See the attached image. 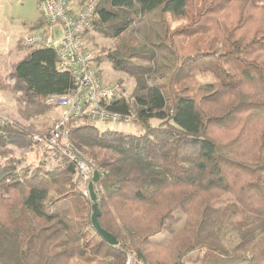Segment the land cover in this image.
I'll return each mask as SVG.
<instances>
[{"label":"trees","instance_id":"obj_1","mask_svg":"<svg viewBox=\"0 0 264 264\" xmlns=\"http://www.w3.org/2000/svg\"><path fill=\"white\" fill-rule=\"evenodd\" d=\"M33 28L46 33L41 17ZM89 32L115 41L102 61L134 81L130 102L107 108L142 131L66 126L95 163L97 221L117 245L92 229L93 202L73 191L75 166L57 151L43 149L50 170H17L7 147L34 142L12 121L0 123V264H189L194 251L197 264H264V0H97L83 43ZM17 49L0 91L26 119L74 81L53 49Z\"/></svg>","mask_w":264,"mask_h":264},{"label":"built area","instance_id":"obj_2","mask_svg":"<svg viewBox=\"0 0 264 264\" xmlns=\"http://www.w3.org/2000/svg\"><path fill=\"white\" fill-rule=\"evenodd\" d=\"M74 0H37L40 17L47 24V31L25 33L23 44L27 47L50 48L55 51L58 71L69 72L73 77L74 89L65 96L50 95L46 103L59 110L57 120L41 135H34L35 144L57 151L75 166V176L87 186L96 170L88 156L76 150L68 138L67 124L71 119H85L91 124L128 121L131 114L123 115L110 111L107 106L121 95L117 85L103 84L92 63V55L82 41L84 29L92 19L97 0H83L82 5ZM0 123L7 124L4 117ZM98 172V171H97ZM125 264H130L128 258Z\"/></svg>","mask_w":264,"mask_h":264},{"label":"rangeland","instance_id":"obj_3","mask_svg":"<svg viewBox=\"0 0 264 264\" xmlns=\"http://www.w3.org/2000/svg\"><path fill=\"white\" fill-rule=\"evenodd\" d=\"M79 1V0H76ZM76 1L75 3L76 6ZM40 13L38 9L37 0H0V77L6 78L7 65L18 58L21 57L22 49H17V44L19 40L23 44V36L25 33L32 32V28L35 23L39 20ZM44 25L47 24L43 20ZM178 24L184 23H175L173 27ZM34 29V28H33ZM38 31V30H33ZM24 45V44H23ZM115 45V41L109 38L102 37L95 32H89L85 37L84 47L95 59L94 67L96 74L100 80L105 82L108 85H117L121 89V96L125 101L130 102L132 90L134 87L133 79L127 77L122 73H117L111 70L108 63L102 61L103 55L107 50H110ZM25 46V45H24ZM196 80L201 83H209L213 81V78L210 75H195ZM0 105L5 107L6 110L0 111V117L7 119L8 123L17 122L23 126L26 131L31 135V140L34 135H41L47 132L51 125L57 120V109H49L43 114L36 116L24 118L19 115L16 103L15 96L8 91H0ZM122 121L117 123H105V124H95L99 130H113L122 132L125 134L139 135L142 131L139 126L132 121ZM152 125L156 126V121H151ZM94 125V124H93ZM33 141V140H32ZM34 142V141H33ZM9 155L13 158L17 164V170L21 168L34 169L39 166L42 162L45 163V169H52L56 165V161L51 158H44L43 149L45 147L40 146L34 143V146L26 145L25 147L18 146H8ZM46 159V160H45ZM45 160V161H44ZM72 187L73 191L79 192L83 195L84 186L81 184L80 179H78L75 174L72 178ZM70 192V191H69ZM95 194L97 190L94 189ZM55 195L52 193L51 197ZM97 196V195H96ZM84 198L89 199V194L84 196ZM90 200V199H89ZM92 214V208L89 209V218ZM184 222V221H183ZM182 222V223H183ZM182 223L180 225H182ZM179 227V226H178ZM178 229V228H177ZM167 233L159 234L157 237H154V240L158 243H163L168 239ZM232 246V241L226 243V247L229 249ZM151 250V249H150ZM165 252V251H161ZM193 257L190 259L189 264H197V260L194 258H199V260L204 256V253L201 251H194ZM130 264H134L135 260L132 259V256L129 255Z\"/></svg>","mask_w":264,"mask_h":264},{"label":"water","instance_id":"obj_4","mask_svg":"<svg viewBox=\"0 0 264 264\" xmlns=\"http://www.w3.org/2000/svg\"><path fill=\"white\" fill-rule=\"evenodd\" d=\"M98 180H99V174H98L97 171H95L93 173V177H92L91 182L87 186L89 199H90L91 202H93V204H92V214H91V217H90L91 226H92V229L94 230V232L97 234V236L102 241H104L108 246L115 247L117 245V241L114 239V237L110 233H108L105 230H103L100 227V225H99V223L97 221V217L99 215V211H98L97 205L95 203L96 194L94 192V185L98 182Z\"/></svg>","mask_w":264,"mask_h":264},{"label":"crops","instance_id":"obj_5","mask_svg":"<svg viewBox=\"0 0 264 264\" xmlns=\"http://www.w3.org/2000/svg\"><path fill=\"white\" fill-rule=\"evenodd\" d=\"M0 47H1V46H0ZM20 51H21V50H20ZM24 55H25V51L23 50L20 58H22ZM0 56H1V52H0ZM20 58L11 61V62L7 65V69H8V67H9V65H10L11 63H13V62L19 60ZM100 81H101L103 84H106V83L103 82L102 80H100ZM4 110H6L5 107H3V106L0 105V111H4ZM57 115L59 116V110H57ZM58 116H57V118H58Z\"/></svg>","mask_w":264,"mask_h":264}]
</instances>
